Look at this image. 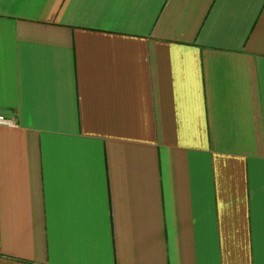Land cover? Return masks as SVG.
<instances>
[{
  "label": "crops",
  "instance_id": "obj_1",
  "mask_svg": "<svg viewBox=\"0 0 264 264\" xmlns=\"http://www.w3.org/2000/svg\"><path fill=\"white\" fill-rule=\"evenodd\" d=\"M0 264H264V0H0Z\"/></svg>",
  "mask_w": 264,
  "mask_h": 264
},
{
  "label": "built area",
  "instance_id": "obj_2",
  "mask_svg": "<svg viewBox=\"0 0 264 264\" xmlns=\"http://www.w3.org/2000/svg\"><path fill=\"white\" fill-rule=\"evenodd\" d=\"M0 126H12V122L3 116H0Z\"/></svg>",
  "mask_w": 264,
  "mask_h": 264
}]
</instances>
